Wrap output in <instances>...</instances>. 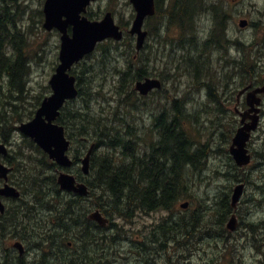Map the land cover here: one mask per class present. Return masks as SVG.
<instances>
[{
    "label": "rangeland",
    "instance_id": "rangeland-1",
    "mask_svg": "<svg viewBox=\"0 0 264 264\" xmlns=\"http://www.w3.org/2000/svg\"><path fill=\"white\" fill-rule=\"evenodd\" d=\"M172 1L173 0H168V4L171 5ZM43 2L44 0H17L19 7L16 8L14 0L13 4L11 0H0V16L4 15V17L7 18V22L5 23L6 29L10 24L13 25V20L16 21L17 28L21 31L27 43V57L30 64V72L26 80L24 94L22 95L15 94L12 87L7 89V86L11 85L8 73L4 70H1L0 72V119L5 120V122H10L9 125L11 130H13L14 126V105L20 103L23 115L27 116V113L33 110V106L36 104L37 100H42L43 97L51 93L48 81L58 63L60 35L55 30L48 32L42 27L43 15L41 17L39 12L42 13ZM202 2H204L207 6L216 7V2L223 5V8L229 14V30H233L236 27V20L238 18H246L249 4L254 3L256 5H264V0H203ZM225 10L218 8L217 14L219 16V21L221 22V25L218 26V31L222 32V35L219 36H224L223 33L226 24H223L222 13H224ZM88 11H90L91 14L95 16L94 18L98 20L104 13L110 12L118 25L119 23H128L126 29L129 28L130 22L134 17V10L130 5L129 0H97L90 5ZM202 13L203 12L201 10L197 9L194 14L195 17L193 16L192 18L193 20L196 19L195 29L203 32L211 27L214 30L215 26L211 21L213 17H209V15ZM165 14L166 12H164V15ZM192 19L191 21H193ZM158 26V19L146 21L144 29L148 32V37L145 43L147 48L139 55L134 53L135 40L127 35L124 42H114L109 46V49H107L111 55L109 58L111 60L108 59L109 63L106 65V68H99L96 65H99L98 58L96 57H99L98 54L100 51L95 52L93 58L91 57L88 60L84 59L81 63H84L86 66L94 64L93 67L97 70V74L100 75L95 79L94 85L102 83L104 87L103 93L106 94L105 96L107 98L110 97L115 101L117 100V98L114 97L116 91L115 85L118 81L116 71L124 70L127 64H131L133 68L139 69L141 72L145 68L147 74L149 75L147 78H156L160 80L161 83L163 82L162 88L159 90L160 92H153V94L151 93L146 97H137L134 113H129V110L123 108L120 109L121 116H131L130 118L133 119L132 125L136 132L134 138L136 146H133V150L134 153H137V157L133 158L132 155H130L124 160L125 164L130 165L133 161L135 168H143L141 166L142 161L146 159L153 149L155 151L157 150L155 148L156 143L159 140L158 134L157 141H153L154 133L151 131L153 117L160 115L162 111L168 109L171 106L172 100L180 98V100H184L183 103L185 105V110L183 112L181 111V114H177V123L185 119L189 120L187 127L192 139L200 145L208 144V148L215 149L214 152H210L211 154L209 156L208 153L202 151L201 146L200 148H196L193 145L187 147L192 151L196 150L204 153L205 158L203 160V164L206 166L207 170L203 171L202 174L197 168L182 171V175L180 174V176L185 179L189 178L190 181V186L187 189L188 194L186 197L179 199L176 202L175 207H172L171 209L148 212L145 209L131 208V213L128 216L131 217L130 221L116 220L118 229L111 227L107 230L99 231L101 228L95 229L93 224L86 228H79L81 223L85 226L86 218H83V216L89 213L90 210L86 211L84 206L76 204L74 217H76L75 219L81 218L80 222L74 223L72 221V225H69L63 219H59L55 223L56 226L52 228V235L56 236V234L60 231L63 232L64 238L62 240H66V243L71 244L73 241L76 242L78 249L83 248L91 250L93 247L98 248L101 253L98 251L91 253V264H179L185 256L186 258L189 256L190 264H264L262 247L257 249L254 243L250 241L249 244H244V241H237V244L236 242H228L229 245H225L226 242L222 243V239L227 241V235L224 233V236H217L221 225L220 222L217 221V218H215V211L211 209L216 206H214L216 199L214 196L217 195L219 190L221 192L223 190L224 194H230L229 187H233V184H236L233 179H230L231 176L237 175L238 180L241 181V179H243L246 181V183L241 181V183H245L243 201L252 196V194L257 193H254L255 187L252 182L260 184V180H257L254 174L256 173L255 171H253V173H249L248 170H243L241 174H236L235 171V174L234 172H232V174H228L229 178L227 179L222 177L219 178V173H217H224L226 171L223 164L226 159L228 160V154H224V151H222L223 149L220 147L223 145V143L220 142L221 135H223V137H228L233 133V129L237 123V118L233 114L226 113V117L224 119H220L215 108L210 105L207 107L203 104L206 101L213 104L216 100V98L212 95L208 97V93L206 91L207 89L209 90V88H201L200 91L196 92L195 90L197 87H193V85L204 86L207 82L212 81V87L215 88L218 86V89H220L221 85L226 82L227 78L226 76H221L222 73H220L221 75L216 76L213 72H204L200 66L198 58L190 61L180 58L182 53L176 54L172 49L173 45L170 43L171 40L167 39L170 38L172 29L168 31V37L166 35L159 36L155 34ZM173 27L175 26L173 25ZM11 32L14 35V27ZM2 36H4L3 33ZM239 37L242 41H245L246 32H244L242 36L239 35ZM12 40L13 38L10 39V43ZM214 41H216V37L212 34L211 42ZM4 42L5 40L3 39L2 43L4 44ZM211 42L209 41L208 45H210ZM128 44L131 46L130 50H128ZM10 48L11 47L8 45L6 49L7 55L11 54ZM130 58L132 59V62L129 61ZM178 65L180 66V69L177 68ZM113 67H116V70H113ZM217 69L220 70V66H218ZM81 70L82 68L75 65L72 69L74 73L73 75H79ZM196 75L199 78V83L195 82V77H197ZM134 83L132 84L133 90ZM213 83L216 86H214ZM213 94L215 95V92ZM73 101V104L70 103L67 104V106L75 105L77 108L82 107V101L80 98ZM97 105L98 103L93 106L96 107ZM115 105V102L112 103V108H114ZM165 106L166 108H164ZM172 108H169L170 111H172ZM111 111H113V109H111ZM111 111L109 110V113H111ZM8 116L9 118H7ZM161 118H163V116H161ZM25 119L26 120H23L22 122L27 121V118ZM164 119H166V117ZM18 125L19 123L15 124L16 127H18ZM117 126L120 127L119 125ZM262 127H264V125ZM4 128L6 132L5 124ZM77 129L78 128H75L72 125V132L70 131V133L77 135ZM89 135L90 137L93 136L91 128L89 130ZM151 141H153V144L151 145L154 146H147V143L150 144ZM22 142L23 136L18 131H12L10 139L5 143H3L0 138V144H4L5 147H7L10 154L13 155V158L16 146L21 145ZM90 145L91 144L88 146ZM171 145L169 144V146ZM88 146H79L78 152L79 154L81 153L80 157L87 151ZM73 149L74 147L69 151V157H72L75 154V152L73 154ZM109 152L111 154H117V150L110 149ZM147 152L149 153L147 154ZM180 153L182 155L181 149ZM94 168L95 166L90 169L91 174H89L88 180H90L89 182H96V185H93L92 191L95 202L105 207L110 205V195L112 194L108 192L114 193L111 190L113 185H109L104 182L105 176L104 173L103 175L101 173L100 163L97 162L95 170ZM77 169L80 170V165L74 166L73 169L68 170V172L75 175ZM146 169V173H148V171H150L149 167ZM97 170L98 172L96 174ZM260 173L261 172H258L257 174ZM148 177L149 175L146 174L139 177L141 185H138L137 187H140V191H143L144 188L147 187ZM152 178L154 179H152L153 182L150 184L151 188L153 185L157 188L156 183L160 184L165 179H168V183L170 182V178L166 177H161L155 180L156 177L153 173ZM102 182H104V184ZM98 184L100 186L102 185L103 189L108 192H102ZM120 184L122 185V183ZM165 184L166 182L163 185ZM217 185L220 186L219 189H217ZM122 186H125V184ZM122 186H119V188L116 189H122L124 194H128L129 187L127 188L126 186ZM154 192H157V190H151L150 194H153ZM34 194L35 193L32 191H26L24 198L32 199ZM193 199H196L197 201L196 205H194L195 208L201 207V209L191 211L194 209V206H192V209L189 211L179 208L181 203L188 202L189 204L193 201ZM3 201L5 204H9L12 200H9V202H7V200ZM124 202L127 203L125 200ZM140 203L143 205L142 201ZM144 203L145 205H148L145 201ZM13 206H16V204ZM62 206L63 205L61 204V206L54 207V209H60ZM246 208L248 210L247 215ZM9 210L10 217L12 218L8 220V223H5L6 225L9 224L14 217L18 216L22 217L26 221H29V211L27 210H33V206L28 203L20 205L18 209L11 208ZM217 210L220 211V208ZM34 211L37 215L41 216H44L47 213L55 216V212H52L50 208L47 212H44L40 207L36 206ZM238 217L241 222L240 227L242 229L250 230V232L255 231L262 224V222L257 220L264 219V210L261 208H255L251 203L244 201ZM160 223H163L166 230L161 232H157V230H155L156 232L151 234L142 245L136 241L137 235H140L141 230H147L149 231L147 234H150V230L156 229V226ZM65 225L70 227L69 231L65 229ZM204 230L213 236L206 237L205 239L206 244L211 246L209 248L210 250H208L206 254L203 252L193 251L194 246L197 245V242ZM164 232L166 233L164 234ZM263 234L264 231L259 234L260 236H258V238L263 237ZM83 235L88 236L89 238L84 237ZM15 241L20 240H11L10 244L6 247L11 249V251L8 250L10 256H6V252L3 248H0V254H2V256L9 257L7 262H2V264L41 263L40 260L43 259L41 252L39 249H34V247H29L27 251L25 250L26 253H24V260H17L18 252L11 246ZM214 244H217L218 246L212 247ZM171 248H174L175 250L171 252ZM173 254H177L178 257H174ZM226 255L228 257H226ZM223 256H225V258ZM100 257H102L101 261H99ZM181 263H183V261Z\"/></svg>",
    "mask_w": 264,
    "mask_h": 264
},
{
    "label": "trees",
    "instance_id": "trees-1",
    "mask_svg": "<svg viewBox=\"0 0 264 264\" xmlns=\"http://www.w3.org/2000/svg\"><path fill=\"white\" fill-rule=\"evenodd\" d=\"M202 1L203 0H173L172 4L180 8L181 13H177L179 15V17L177 16L178 18L177 20L180 19V21H183V19L191 21L197 9L201 10L204 14L209 15V17L212 16L213 18L212 19L210 18V19L213 25L215 26L214 36L216 37V41H217L220 38L219 35H222V32L218 31V26L221 25L220 24L221 22L219 21V16L217 14L218 8H216L215 6H207ZM11 2L13 4V0H11ZM14 2H15L16 8H18L19 4H17V0H14ZM160 5H161V0H156L157 10L160 9ZM39 14L42 17V13L39 12ZM86 15L89 19H95L94 18L95 16L91 14L90 11H88ZM185 15H187V17ZM6 22H7V18H5L4 15L3 16L1 15L0 16V53H1L0 72L1 70L6 71L10 79V84L13 85V86L8 85L7 89L12 87V89H14L15 94L22 95L24 94L25 87H26V80L30 72V64H29V60L27 57V43L21 31L17 28L16 21L14 20L12 22L13 27H14L13 40L10 43V41L6 39L4 44L2 43V38L3 37L6 38V36L8 35L6 25H5ZM119 25L121 29L125 30V28L128 26V23L126 24L119 23ZM2 33L4 36H2ZM124 40L125 38L123 39V42ZM112 43L114 42L108 40L102 44L97 45L95 52L100 51V53L98 54L99 57H96L98 58L99 65L96 64L95 62L94 63L99 68H102V67L106 68V65L109 63V60H111L109 59L111 55L109 54L107 49H109V46ZM8 45L11 47L10 55H7V52H6ZM210 45H212V43ZM130 47L131 46L129 45L128 50H130ZM95 52L86 56L85 59L88 60L91 57L93 58ZM129 61L132 62V59L130 58ZM77 65L78 67L82 68L81 72H79V75H75L76 82H77V88H78L77 98L81 99L82 107L77 108L75 105H71V106L66 105L61 110V114L59 118L57 119V122H59L65 127L66 136L71 142L70 150L74 147L73 154L74 152L75 154L72 156L74 163H78L79 157L81 155V153L79 154L78 152L79 146L82 145L83 147H86L89 144L94 143L95 146H94V151L92 155L93 158L91 160L92 165H94L93 164L94 161L100 163L101 173L102 175L104 173V176H105L104 182L106 184L113 185L114 188H119V186H122L123 184H125L127 188L129 187V192L128 194H124L123 190L120 189L118 193L116 192L114 194L112 192L105 191L103 189V186L102 185L100 186L98 184L102 192H108L112 194V195L109 194L111 197L110 205L103 207L102 205L98 204L94 200V195L92 193L93 186H90V182H89L90 180H88V178L86 177L85 178L82 177L78 169L75 173L77 179L84 180V182L89 188V195L87 196V198L80 197L75 194L62 192L58 188L57 183H56V171L59 170V167H57L53 162L49 161L47 157L33 143L32 140L23 137L22 144L16 146V151L14 153V159H13V162L10 164V166L12 167V173L10 175V179L12 180L13 185L16 186L17 189L20 191L21 197L18 199L12 200L9 204H7L5 207L4 213L0 214V223H3L5 225V226L0 225V248H3L4 251L6 250L11 251V249L6 248L8 244H10L11 240H20L25 245L26 251L28 250L29 247L30 248L34 247V249L40 250L42 258H43L42 260H40L41 261L40 264H91L90 262L91 253L96 252V251L100 252V250L96 247H93L91 250L83 249V248L78 249L77 243L74 241L69 247L66 243V240H62L64 238V233L61 231L57 233L56 236L52 235V228L56 226L55 223L59 219H64L65 217L70 216L71 219L66 218L64 220L68 222L69 225H72V221L74 223L80 222L81 218L72 219L74 217L75 212H72L70 210V207L73 204L74 206L76 204H80L84 206L86 211H89L94 208L98 209L99 211L101 210L100 211L101 213L103 211L102 214L109 218V221H110L109 223L110 227L108 226V229H109L111 227L117 228L116 220L130 221L131 217H128V216L131 213L130 212L131 208L145 209L146 211L168 210V209H171L172 207H175L176 202L179 199L186 197V195L188 194L187 184H188L189 178L185 179L181 177L178 171L183 163L180 149L178 150V146H180L182 142H178L179 140L176 139V135L183 133L181 135H183L184 137L186 136L187 131H186L185 125L186 123H188L189 120L187 119L182 120L179 123H177V126L175 124L174 128L170 130L172 134L170 133V131L168 133L171 136L168 137V134H167L166 138L172 139L168 141L170 142V145L171 144L173 145L174 142L176 141L178 142V143H175L176 145L178 144L177 146L176 145L173 146V148L175 147L173 152L177 151L175 155H169L170 154L169 152L171 151H169L170 148L167 147V145H165V144H168L167 139H165L166 142L163 141L164 142V144L162 142L163 145H161V142H160V145H158V147L163 146V149L158 148L156 151L153 149L151 153L146 157V159L142 161L141 166L143 168L141 169L135 168L133 161L131 162L130 165H127L125 164L124 160L130 155L134 154L133 146L135 145L134 138H135L136 132H135V128L132 125L133 119L130 118L131 116H127V115L121 116L120 109L123 108V109L129 110V113H134L135 105L137 101V98H136L137 94L132 89V84L135 81L142 79V77H144L145 74L147 76V73H144L145 71L141 72L139 71V69L133 68L131 64H127L124 70L116 71V75L118 76V81L115 85L116 91H115L114 97L117 98V100L115 101L114 99L110 97L107 98L105 96L106 94L103 93L104 87L102 83L98 85H94L95 79L100 76L97 74V70L93 67L94 64L90 66H86L84 63H79ZM113 70H116V67H113ZM128 72H130L131 75ZM71 73L74 74L73 71ZM133 76L135 77V79ZM121 82L122 83L124 82V84H122ZM195 82L199 83L198 76L195 77ZM206 84L207 86L208 85L212 86V81H209V84L208 82ZM132 91H134V93ZM128 94H130V96ZM211 95L214 97L213 93L209 94V96ZM132 97H135V98H132ZM40 102L41 100H37L36 104L33 106L34 107L33 110L27 113L28 114L27 116L23 115L22 108L20 107L21 105L20 103L17 105H14L13 131L17 130V127L15 126V124L20 123L23 120H26L25 118H27V120L32 118ZM114 102L116 103V105L114 106V108H112V103ZM70 103L73 104L74 101H70L67 104H70ZM96 103H98V105L96 107L93 106ZM111 109H113V111H111ZM109 110L111 111V113H109ZM1 121L2 120L0 119V124H1ZM4 124L5 126H7V123L5 122V120H4ZM106 124L108 126H106ZM72 125L75 128H78L77 131L80 133L82 137L79 134L73 135L72 133H70V131L72 132ZM117 125H119L120 127H118ZM103 126H104V129H103ZM90 128L93 131L92 137H90L89 135ZM105 128L106 130L108 129L109 130L106 131ZM116 128H121V129H116ZM177 130L180 132L178 133ZM103 131L105 134L103 133ZM115 133H117V135ZM119 133L122 138L120 137V135H118ZM108 134L110 137L108 136ZM104 135H107V137ZM1 137L6 142L8 141L10 135L7 136L6 132H3L1 134ZM109 140H111L112 142H108ZM116 141L117 143L119 141L118 145ZM120 141H123V142H120ZM164 145H165V148H164ZM152 146L154 145H151V147ZM110 149L117 150V154H111L109 152ZM100 151H103V152H100ZM165 152L169 153L167 154L168 156L165 154ZM148 153L149 152H147V154ZM163 153L165 154V156ZM166 156L168 157V159ZM99 159H100V162H99ZM159 159H164V160L159 161ZM178 164L180 165V167ZM158 166L160 167L158 168ZM147 167H149V170H150L148 171V173H146ZM175 171H177L178 173L175 174ZM152 173L153 175L155 174V177H156L155 180L161 177H166V178H170V182L169 183L167 182L168 179H165V180L162 179L163 181L160 184L156 183L157 188L154 185H153L154 187L152 186L151 188L150 184L153 182L152 179H154L152 178ZM145 174L149 175L148 182L146 185L147 187L144 188L143 191H140L137 187L138 185H141L139 177ZM178 177L180 180L178 179ZM104 182L102 183L104 184ZM165 182L166 184L163 185ZM95 183L96 182L92 183V185H96ZM120 183H122V185ZM125 186H122V187H125ZM174 188H176L178 191H176V189ZM151 190H157L158 196H160L161 199L163 197L164 199H166V201L161 200L157 204L145 205L144 200L147 198L148 194H150ZM26 191H32L35 193L32 199L24 198ZM170 192L171 194L169 195ZM68 198L72 200L74 198V200L72 201L69 199L70 200L69 201ZM136 198L137 199L139 198V200L137 201ZM171 199L172 201H170ZM124 200L129 203L126 204ZM66 201L68 203L70 202L68 204V208L63 213L58 211L57 216L51 215L50 213H47L44 216H41V215H37L34 211L35 207L37 206V207H40L44 212H47L49 207L50 208L56 207L58 203L66 204ZM141 201L143 205H141L140 203ZM50 202L51 204H49ZM28 203L29 205L31 204L33 206V210H27L29 211V215H28L29 221H26L22 217L18 216V217H14V219H12L9 222V224L7 225L5 224L7 220H10L12 218L10 217L9 209L11 208L18 209L20 205L28 204ZM15 204L16 206H13ZM221 207H222L221 213L216 215L217 217L215 218H217V221H219L220 223H223L222 220L226 218V213H224L222 210L224 208L225 212L229 211L230 207L226 203V201L221 202ZM85 224H87V221ZM92 224L94 225L95 229L99 228L94 223ZM82 226L84 227V225L81 224L79 228H81ZM160 228L162 229V231L166 230L163 225L160 226ZM65 229L69 231L70 227L65 225ZM19 230H21V232H19ZM102 230L104 229H100L99 231H102ZM165 233L166 232H164V234ZM83 236L88 237L85 235ZM61 241L63 243H61ZM9 251H6L5 253L6 256H10ZM6 256H2V254H0V264H2V262H5V263L7 262L9 257H6ZM23 258L25 259L24 254L23 256H21L20 260H24ZM101 260H102V257H100L99 261Z\"/></svg>",
    "mask_w": 264,
    "mask_h": 264
},
{
    "label": "flooded vegetation",
    "instance_id": "flooded-vegetation-1",
    "mask_svg": "<svg viewBox=\"0 0 264 264\" xmlns=\"http://www.w3.org/2000/svg\"><path fill=\"white\" fill-rule=\"evenodd\" d=\"M160 6H161L160 9H158L154 15V19H158L159 21V26L156 28L155 34L159 36L166 35L168 37L169 36L168 31L172 29V34L170 38L167 39L171 40L170 43L171 45H173L172 49L176 54L182 53L180 58H183L187 61L198 58L200 61V66L202 67L204 72L207 71H209L210 73L213 72V74H215L216 76L221 75L220 73H222L221 76H226L227 78L226 82L221 85L220 89L215 90L216 92L214 96L216 100L214 101V103L212 104L209 101L203 103L207 107L210 105L213 108H215L216 111L218 112V116L220 117V119H224L226 117V113L233 114L237 118V123L233 129V133L228 137L226 136L223 137V135H221L220 142L223 143V145L220 147L221 149H223L222 151H224V154H228L227 155L228 160L226 159L223 164L227 172L224 173L219 172V178L220 177L225 179L229 178L227 174H229V172L233 170L236 171V174L239 173L241 174L243 170H248L249 173L250 172L253 173V171H255L256 173L254 174L257 180L258 179L260 180L259 181L260 184H256L255 182L252 181L251 182L255 187L254 193L256 192L257 193L252 194V196H250L251 198L248 199L244 198L245 199L244 201L251 203L255 208H261L264 210V127H262L264 125V29H263L264 5H256L254 3L249 4L246 18L245 17H242L241 19L238 18L236 20V27L233 30H229V26H228L230 21L229 14L223 8V5L216 2L217 8H222V10H225V12L222 13V19H223L222 21L223 24H226V26L223 33L224 36H220V38L214 42H211V35L214 33L215 30H213L211 27L203 32L201 30L197 31L195 29L196 19L193 21H189L188 24L186 21L175 20V18L179 16L177 13H181L180 8L178 6L174 4L169 5L168 0H161ZM164 12H166L165 15ZM185 16L187 17V15ZM173 25L175 27H173ZM261 29L262 31H260ZM11 30H13L12 24H10L7 28V33H8L7 39L9 41L10 39L13 38V33L11 32ZM244 32H246V40L242 41L239 35L242 36ZM209 41L212 43V45H208ZM241 43L242 44L245 43L244 44L245 46L242 45ZM146 48H147L146 44H144V47L142 48L140 53L144 51ZM199 53L201 54L200 56ZM218 66H220V70L217 69ZM177 68L180 69V66L178 65ZM144 79L145 77H143L142 80ZM193 87H197V89L195 90L196 92L200 91L201 88H206L205 86H197V85H193ZM160 89H155L152 92L155 91V93H158ZM206 92L209 95L208 89ZM174 105H175V101H172L171 106L169 108L174 107ZM164 111H166V109ZM163 112L160 113V115L153 117L152 126H151L152 127L151 131L154 133L153 141H157L158 139L157 136L160 130V123L163 121L161 119L162 114H164ZM7 118H9V116ZM254 121H256V127L253 131L250 132V136L244 145V149L246 150L247 154L250 157V163L243 166L236 165L235 162L233 161L232 152H231V151L234 152L235 149H237V145L236 147L234 146L235 148H233L234 136L240 128L244 127L245 125L247 126V124H250ZM6 123H7L6 135L9 136V133L11 131L9 125L10 122L6 121ZM3 132H5L4 120H2L0 124L1 139H3L1 137V134ZM185 137L189 139L188 140L187 138H185L186 140H188L189 143L198 144L192 139V136L189 134V132L186 133ZM153 141H151L150 144L147 143V146L153 144ZM198 145L201 146L202 151L208 153L209 156L211 154L210 152L215 151V149L208 148V144L206 145L198 144ZM155 149H158L157 145ZM261 152L263 153L261 154ZM13 159H14L13 155H11L10 151L7 150V155L0 156V163L4 164L6 167H10V164L13 162ZM257 171L261 173L257 174L258 173ZM241 181L246 183V181L243 179H241ZM189 183L190 181H188L187 184L188 187L190 186ZM245 183H241L239 180L238 182H236V185L243 184L245 190ZM3 185L4 183L0 181V188ZM236 185H233V187L232 186L229 187L230 188L229 196L227 195L228 193L223 194L224 192H221L220 190L218 191L217 195L214 196L216 198L214 202V206L215 205L216 206L211 209L215 211L216 215L221 213V209H222L221 200H224L225 197L228 202L226 200L224 201H226L230 207L229 211L225 212L224 208L222 210L224 213H226V218L222 220L223 223H220L221 227L219 228L220 231L217 236H224V233L227 235L226 236L227 241L222 239V243L226 242L225 245H229L228 242L229 243L236 242L237 244V241H244V244H249L250 241L254 243L257 249H260L261 247L263 248L264 236L260 238H258V236H260L259 234L263 233L264 231V219L257 220L259 222H262V224L255 231L250 232V230L242 229L240 227L241 222L239 221L238 215L242 207V203H244L243 201L244 191L238 203L235 205V207H232L230 198L233 192V188ZM219 187L220 186L217 185V189H219ZM196 202H197L196 199H193V201L188 204L185 210L188 211L191 210L192 206L196 205ZM216 208L217 209L220 208V211L217 210ZM196 209H201V207L195 208L194 206V209H192L191 211H194ZM247 214H248V210L246 212V215ZM231 216L235 217L237 223V227L233 231H230L226 228V223ZM0 225H2V223H0ZM162 225L163 223H160L156 226V229H151L150 234H147L149 232L147 230H141L140 235H137L136 241L140 245H142L144 242H146V239L149 238L151 234L156 232L155 230H157V232H161L162 229L160 228V226ZM206 237H213V236L204 230L197 242V245L194 246L193 251L203 252L204 254H206V252L210 250L209 248L211 246L207 245L205 242ZM217 246H218L217 244L212 245V247H217ZM170 250L171 252H173L175 249L171 248ZM173 256L178 257L177 254H173ZM223 257L225 258V256ZM226 257L228 256L226 255ZM183 258H184L182 260L183 263H181L182 261H180L179 264H190L189 256L188 258H186V256Z\"/></svg>",
    "mask_w": 264,
    "mask_h": 264
},
{
    "label": "water",
    "instance_id": "water-1",
    "mask_svg": "<svg viewBox=\"0 0 264 264\" xmlns=\"http://www.w3.org/2000/svg\"><path fill=\"white\" fill-rule=\"evenodd\" d=\"M96 0H45L43 4L44 20L42 27L46 31L53 29L60 33V48L58 53V64L54 73L49 79L51 94L45 97L37 108L33 118L23 122L18 126V131L33 140V142L62 168H69L72 161L67 156L70 142L64 135L62 126L55 123L59 116V111L66 101L77 97L76 79L69 72L74 64L81 61L86 55L91 54L98 43L107 39L120 41L123 32L115 24L112 14L107 12L100 20L91 21L84 14L91 2ZM135 11L128 33L136 36L135 49L139 51L147 36L143 31V23L146 17L154 14V0H129ZM70 28V33H68ZM161 84L156 79L146 78L144 81L135 83V90L141 95H147L152 89L160 88ZM243 121V119H242ZM256 121L240 128L234 139L231 151L234 160L240 166L246 165L250 161L244 145L249 138L250 131L255 129ZM235 146V147H234ZM94 146L91 145L86 155L81 160V172L87 175L89 172V160ZM233 150V149H232ZM0 153L6 154L4 145L0 144ZM10 169L0 164V179L8 180ZM57 184L61 190L74 192L80 196L88 195V188L84 183H76L73 175L67 172H59ZM243 191V185L234 188L232 194V206L235 207ZM19 192L15 187L5 184L0 189V196L8 198H18ZM181 208H186L187 203H183ZM4 212V205L0 201V213ZM88 218L97 222L101 227H106L108 220L96 210L89 214ZM236 220L232 217L227 228L234 230ZM12 247L17 249L22 255L24 248L20 242H15Z\"/></svg>",
    "mask_w": 264,
    "mask_h": 264
},
{
    "label": "bare ground",
    "instance_id": "bare-ground-1",
    "mask_svg": "<svg viewBox=\"0 0 264 264\" xmlns=\"http://www.w3.org/2000/svg\"><path fill=\"white\" fill-rule=\"evenodd\" d=\"M264 13V12H263ZM260 14H262V13H260ZM179 17V16H178ZM181 17V16H180ZM182 18V17H181ZM178 18H175V20H177ZM180 20V19H179ZM182 20V19H181ZM193 20V19H192ZM183 21H186L187 22V24L189 23V21L188 20H184L183 19ZM260 25V24H259ZM258 25V26H259ZM258 29V28H257ZM260 29V28H259ZM264 29V28H263ZM260 31H262V29L260 30ZM213 35H214V33H213ZM8 38V36H6V38H2V41H3V39L4 40H6ZM237 39V38H236ZM235 41V40H234ZM237 41V40H236ZM190 42H192V41H190ZM196 43V42H195ZM247 43V42H246ZM242 44V43H241ZM245 44V43H244ZM244 44H242V45H244ZM251 44V43H250ZM245 46V45H244ZM249 47H250V45H249ZM242 48V47H241ZM245 48V47H244ZM255 48V47H254ZM201 54L199 53V56H200ZM136 56H138V55H136ZM191 56V55H190ZM185 58V57H184ZM147 59H149V58H147ZM188 59V58H187ZM156 60V59H155ZM157 62V61H156ZM147 65V64H146ZM149 65V64H148ZM153 66V65H152ZM166 67V66H165ZM153 68V67H152ZM244 68V67H243ZM156 69V68H155ZM88 71V70H87ZM143 71H145L144 73H147L146 72V69L144 68L143 69ZM147 71H148V69H147ZM164 71V70H163ZM165 71H167V70H165ZM149 72V71H148ZM90 73V72H89ZM129 74H130V72H128ZM162 73H165V72H162ZM135 74V73H134ZM143 74V73H142ZM167 74V73H166ZM131 75V74H130ZM148 75V74H147ZM163 75V74H162ZM123 76H125V75H123ZM137 76H138V74H137ZM144 76V75H143ZM145 76H146V74H145ZM149 76V75H148ZM131 77V76H130ZM134 77V76H133ZM123 78H125V77H123ZM136 78H138V77H136ZM143 78V77H142ZM160 78V77H159ZM134 79H135V77H134ZM154 79H156V78H154ZM163 79V78H162ZM127 80V79H126ZM138 80V79H137ZM122 81H123V79H122ZM125 81V80H124ZM122 83V82H121ZM163 83V82H162ZM203 83H206V82H203ZM122 84H124V82L122 83ZM208 84H209V82H208ZM211 84V83H210ZM214 84V83H213ZM126 85H128V84H126ZM205 87H207V88H209V90H210V93H214V92H216V91H214V90H216L215 88H217L218 89V86H216L215 84H214V86H216L215 88H213L212 86H207V84L206 85H204ZM123 87H124V85H123ZM125 88H126V86H125ZM122 89V88H121ZM167 89V88H166ZM165 89V90H166ZM126 90V89H125ZM125 90H123V91H125ZM161 90V89H160ZM164 90V89H163ZM168 90H169V88H168ZM167 90V91H168ZM121 91V90H120ZM119 91V92H120ZM170 91V90H169ZM133 93H134V91H132ZM155 92V91H154ZM156 92H158V91H156ZM160 92V91H159ZM84 93V92H83ZM126 93V92H125ZM152 94H153V92H152ZM129 96H130V94H128ZM131 95H133V94H131ZM166 95H168V94H166ZM127 96V95H126ZM135 96V95H134ZM137 97H138V95H137ZM136 97V98H137ZM146 97V96H145ZM166 97V96H165ZM129 98V97H128ZM132 98H135V97H132ZM182 98V97H181ZM131 99V98H130ZM173 99V98H172ZM159 101H161V100H159ZM172 101H175V104L176 105H174V107L172 108V111H170V109L168 108V109H166V111H162L164 114H162V116H163V118H161L163 121L160 123V130H159V140L157 141V143H156V145L158 146V145H160V142H161V145H163L164 144V142L163 141H165V139H167L166 137H167V134L169 133V131L170 130H172L173 128H174V125L176 124V126H177V114H181V111L183 112L184 110H185V105H184V100L183 99H181L180 100V98H177V99H174V100H172ZM152 103V102H151ZM174 103V102H173ZM165 104V103H164ZM163 104V105H164ZM173 105V104H172ZM166 107V106H165ZM161 112V113H162ZM166 117V119H164ZM72 118H73V116H72ZM68 119V118H67ZM70 119V118H69ZM160 120V119H159ZM158 121V120H157ZM127 124V123H126ZM130 124V123H129ZM156 124V123H155ZM158 124V123H157ZM106 126H108L107 124H106ZM112 127V126H111ZM111 127H110V129H111ZM158 127H159V125H158ZM176 128V127H175ZM103 129H104V126H103ZM116 129H121V128H116ZM105 130H106V128H105ZM109 130V129H108ZM108 130H106V131H108ZM111 131V130H110ZM165 132V134H164V132ZM178 131V130H177ZM176 131V132H177ZM115 132V131H114ZM124 132V131H123ZM180 131H178V133H179ZM103 133H104V131H103ZM107 133V132H106ZM111 133V132H110ZM109 133V134H110ZM118 133V132H117ZM117 133H115L116 135H117ZM121 133V132H120ZM120 133L118 134V135H120ZM170 133H171V131H170ZM175 133V132H174ZM77 134H79L80 135V133L77 131ZM83 134H84V132H83ZM105 134V133H104ZM109 134H108V136H109ZM112 134V133H111ZM172 134V133H171ZM177 134V133H176ZM175 134V135H176ZM181 134H183V133H181ZM181 134H178V135H176V139L177 140H179L178 142H182V144L180 145V146H178V150L179 149H181L182 150V157H183V163H182V169H181V167H180V165H179V167H180V169L178 170L179 171V175L180 174H182V171H188L189 169H192V168H197L200 172H201V174L203 173V171H206L207 170V168H206V166L203 164V159L205 158V156H204V153L203 152H201V151H196V150H194V151H192L191 149H189V148H187L188 146H190V145H193L194 147H196V148H200V146L199 145H197V144H191V143H189L188 142V138L187 137H184L183 135H181ZM86 135V134H85ZM81 136V135H80ZM104 136H106L107 137V135H104ZM113 136V135H112ZM169 136H171L170 134H169ZM168 136V137H169ZM82 137V136H81ZM110 137V136H109ZM116 137V136H115ZM114 137V138H115ZM119 137V136H118ZM120 137H121V135H120ZM112 138V137H111ZM110 138V139H111ZM122 138V137H121ZM185 138H187L188 140H186ZM108 139V138H107ZM117 139V138H116ZM115 139V140H116ZM120 140V139H119ZM169 140H172L171 138L169 139H167V143L168 144H165V145H167V147H169L170 148V150L169 151H171V152H169V151H167V152H169V153H167V152H165V154L167 155V154H169V155H175V153L177 152L176 150V152H173V150H174V148H173V146H175L176 144L175 143H178L177 141L176 142H174V140H173V142H174V144L173 145H171V146H169V144H170V142H168ZM181 140V141H180ZM124 141V140H123ZM123 141H120V142H123ZM108 142H112L111 140H109ZM162 142H163V144H162ZM166 142V141H165ZM116 143H117V141H116ZM118 143H119V141H118ZM118 143H117V145H118ZM105 144H106V142H105ZM108 144V143H107ZM122 144V143H121ZM91 145H94V143H92ZM111 145H112V143H111ZM123 145V144H122ZM165 145H164V148H165ZM178 145V144H177ZM176 145V146H177ZM95 146V145H94ZM123 147V146H122ZM125 148V147H124ZM158 148H161V149H163V146H159ZM117 149V148H116ZM121 149V148H120ZM160 149V150H161ZM113 150V149H112ZM118 150V149H117ZM165 150V149H164ZM158 152H160V151H158ZM122 153V152H121ZM263 152H261V154H262ZM161 154V153H160ZM164 154V153H163ZM165 154H164V156H165ZM158 155H159V153H158ZM158 155H157V157H158ZM162 155V154H161ZM104 156V155H103ZM163 156V157H164ZM168 156V155H167ZM166 156V157H167ZM203 156V157H202ZM132 157L133 158H135V157H137V153H134L133 155H132ZM159 157H161V156H159ZM165 157V158H166ZM202 157V158H201ZM262 157H263V155H262ZM92 158H93V156H92ZM91 158V159H92ZM102 158V157H101ZM164 158V159H165ZM171 158V157H170ZM104 159V158H103ZM164 159H159V161L160 160H164ZM167 159H168V157H167ZM201 159H202V161H201ZM95 160V159H94ZM103 161V160H102ZM104 161H106V160H104ZM108 161V160H107ZM152 161V160H151ZM157 161V160H156ZM167 161V160H166ZM174 161V160H173ZM172 161V162H173ZM76 162V161H75ZM99 162H100V159H99ZM96 163L97 162H93V164L94 165H92V166H95V168H96ZM107 163V162H106ZM155 164V163H154ZM171 164V163H170ZM153 165V164H152ZM151 165V166H152ZM157 165H159V164H157ZM154 166H156V165H154ZM170 166H172V165H170ZM177 166V165H176ZM160 166H158V168H159ZM174 167V166H173ZM178 167V168H179ZM93 168V167H92ZM95 168H94V170H95ZM154 168H156V167H154ZM170 169V168H169ZM159 170V169H158ZM175 170H177V169H175ZM169 171V170H168ZM97 172H98V170L96 171V174H97ZM225 172H227V171H225ZM232 172H234V174H235V171L233 170V171H231V172H229V174H232ZM176 173H178L177 171H175V174ZM219 173V172H218ZM91 174V173H90ZM94 174V173H93ZM178 175V174H177ZM178 175V176H179ZM226 175V174H225ZM228 175V174H227ZM45 179V178H44ZM178 179H179V177H178ZM230 179H233L235 182H238L239 180H238V177H237V175L235 176H231L230 177ZM180 180V179H179ZM182 181V180H181ZM179 182V181H178ZM183 182V181H182ZM241 182V181H240ZM92 183L93 182H90V186H93L92 185ZM180 184H181V182H180ZM176 185V184H175ZM233 185H236V184H233ZM140 188V187H139ZM138 188V189H139ZM1 189V188H0ZM174 189H176V188H174ZM173 189V190H174ZM111 190L114 192V194L116 193V192H118L119 190H117L116 188H114L113 186L111 187ZM172 191V190H171ZM176 191H178L177 189H176ZM243 191H244V187H243ZM222 192H223V190H222ZM221 193V192H220ZM219 193V194H220ZM20 195H21V193H19ZM167 194V193H166ZM171 194V192L169 193V195ZM176 194V193H175ZM178 194V193H177ZM224 194V193H223ZM20 195H19V197H20ZM69 195V194H68ZM168 195V194H167ZM221 195V194H220ZM228 195V194H227ZM70 196V195H69ZM225 196V195H224ZM229 196V195H228ZM165 197H166V195H165ZM210 197V196H209ZM220 197V196H219ZM71 198V197H70ZM70 198H68V200L70 199ZM87 198V197H86ZM160 198V199H159ZM167 198H168V196H167ZM173 198V197H172ZM224 198V197H223ZM249 198H251V197H249ZM65 199V198H64ZM79 199H80V197H79ZM137 199V198H136ZM218 199V198H217ZM220 199H222V198H220ZM220 199H219V201H220ZM227 199H228V197H227ZM231 199V198H230ZM70 200H72V199H70ZM69 200V201H70ZM73 200H74V198H73ZM72 200V201H73ZM139 200V198L137 199V201ZM161 200H163V201H166V199H164L163 197H162V199H161V197L160 196H158V192H154L153 194H150V195H148L147 196V198L144 200L148 205H153V204H157L158 202H160ZM224 200H226V197H225V199ZM168 201H169V199H168ZM170 201H172V199L170 200ZM222 201V200H221ZM227 201V200H226ZM250 201V200H249ZM222 202H224V201H222ZM228 202V201H227ZM226 202V203H227ZM70 203V202H69ZM67 201H66V204L65 203H58V205L56 206V207H59V206H61V204L63 205L60 209H54V207H49L50 209H51V211L52 212H55V216H57V212L58 211H60L61 213H63L67 208H68V204H69ZM129 202H127L126 204H128ZM183 203H188V202H183ZM183 203H181V204H183ZM49 204H51V202L49 203ZM181 204H180V206H181ZM55 205V204H54ZM53 205V206H54ZM52 206V205H51ZM31 208V207H30ZM187 208V207H186ZM185 208V209H186ZM75 206H74V204L73 205H71V207H70V210L72 211V212H74L75 210ZM101 211V210H100ZM152 211V210H151ZM151 211H148V212H151ZM102 213H103V211H102ZM67 216V215H66ZM88 216H89V213H87L86 215H84L83 216V218H86V221H87V224H85V228L86 227H89L90 225H92V220H90L89 218H88ZM123 216V215H122ZM124 217V216H123ZM66 218H68V219H71L70 218V216H67V217H65L63 220H65ZM76 217H73L72 219H75ZM8 223V222H7ZM68 223V222H67ZM82 225H83V223H81ZM3 225V224H2ZM2 227H4V226H2ZM83 227V226H82ZM110 227V226H109ZM27 231V230H26ZM15 232V231H14ZM17 232V231H16ZM19 232H21V230H19ZM3 235V234H2ZM57 243V242H56ZM61 243H63L62 241H61ZM69 246L71 245V243H67ZM24 248V247H23ZM13 249H15V248H13ZM17 250V249H16ZM6 251H8V250H6ZM5 251V252H6ZM24 251H25V248H24ZM23 256V255H22ZM19 259H21V256L18 254L17 255V260H19Z\"/></svg>",
    "mask_w": 264,
    "mask_h": 264
}]
</instances>
